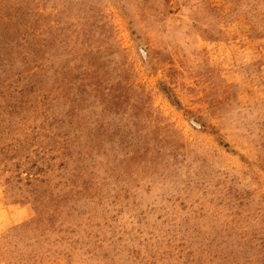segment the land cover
I'll use <instances>...</instances> for the list:
<instances>
[{
	"label": "rangeland",
	"instance_id": "obj_1",
	"mask_svg": "<svg viewBox=\"0 0 264 264\" xmlns=\"http://www.w3.org/2000/svg\"><path fill=\"white\" fill-rule=\"evenodd\" d=\"M0 264H264V0H0Z\"/></svg>",
	"mask_w": 264,
	"mask_h": 264
}]
</instances>
